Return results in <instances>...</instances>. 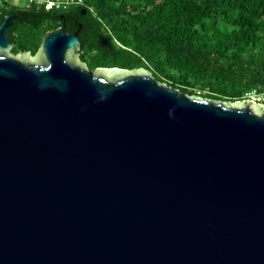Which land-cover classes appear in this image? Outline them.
<instances>
[{
  "label": "water",
  "instance_id": "1",
  "mask_svg": "<svg viewBox=\"0 0 264 264\" xmlns=\"http://www.w3.org/2000/svg\"><path fill=\"white\" fill-rule=\"evenodd\" d=\"M16 17L0 25V264H264L263 103L91 70L63 27L13 54Z\"/></svg>",
  "mask_w": 264,
  "mask_h": 264
},
{
  "label": "trees",
  "instance_id": "2",
  "mask_svg": "<svg viewBox=\"0 0 264 264\" xmlns=\"http://www.w3.org/2000/svg\"><path fill=\"white\" fill-rule=\"evenodd\" d=\"M8 14H17L6 30L16 55H35L45 33L63 27L79 31L91 70L144 67L169 87L221 102L264 94V0L0 1V25Z\"/></svg>",
  "mask_w": 264,
  "mask_h": 264
},
{
  "label": "built area",
  "instance_id": "3",
  "mask_svg": "<svg viewBox=\"0 0 264 264\" xmlns=\"http://www.w3.org/2000/svg\"><path fill=\"white\" fill-rule=\"evenodd\" d=\"M4 1V0H0ZM5 1H11L14 3V0H5ZM24 4L29 6L32 4H36L38 6L46 5L48 7L50 6H56V7H62L67 8L73 3H81L82 0H23ZM247 99H250L252 101H258L259 103H264V94H256V93H248Z\"/></svg>",
  "mask_w": 264,
  "mask_h": 264
},
{
  "label": "rangeland",
  "instance_id": "4",
  "mask_svg": "<svg viewBox=\"0 0 264 264\" xmlns=\"http://www.w3.org/2000/svg\"><path fill=\"white\" fill-rule=\"evenodd\" d=\"M14 3L17 4V5H24V1L23 0H14ZM258 102V101H256ZM259 103V102H258ZM264 104V103H263Z\"/></svg>",
  "mask_w": 264,
  "mask_h": 264
},
{
  "label": "flooded vegetation",
  "instance_id": "5",
  "mask_svg": "<svg viewBox=\"0 0 264 264\" xmlns=\"http://www.w3.org/2000/svg\"><path fill=\"white\" fill-rule=\"evenodd\" d=\"M82 14L85 15V14H86V11L83 10V11H82ZM22 52H23V51H22ZM22 52H21V53H22ZM21 53H19V54H21Z\"/></svg>",
  "mask_w": 264,
  "mask_h": 264
}]
</instances>
